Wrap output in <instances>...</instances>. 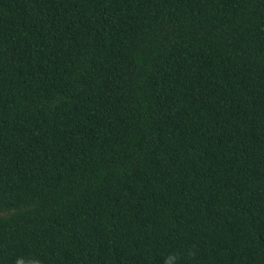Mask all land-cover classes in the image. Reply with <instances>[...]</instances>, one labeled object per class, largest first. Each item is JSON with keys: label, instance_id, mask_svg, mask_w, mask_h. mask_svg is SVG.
Masks as SVG:
<instances>
[{"label": "trees", "instance_id": "1", "mask_svg": "<svg viewBox=\"0 0 264 264\" xmlns=\"http://www.w3.org/2000/svg\"><path fill=\"white\" fill-rule=\"evenodd\" d=\"M0 264H264V0H0Z\"/></svg>", "mask_w": 264, "mask_h": 264}]
</instances>
